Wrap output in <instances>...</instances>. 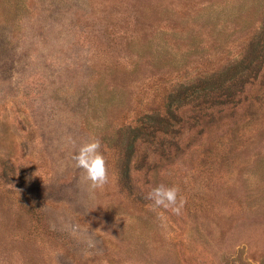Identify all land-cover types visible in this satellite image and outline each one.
I'll return each mask as SVG.
<instances>
[{
	"label": "rangeland",
	"instance_id": "obj_1",
	"mask_svg": "<svg viewBox=\"0 0 264 264\" xmlns=\"http://www.w3.org/2000/svg\"><path fill=\"white\" fill-rule=\"evenodd\" d=\"M242 60L234 112L172 101ZM170 106L183 123L132 144ZM91 137L99 189L72 159ZM0 264H264V0H0Z\"/></svg>",
	"mask_w": 264,
	"mask_h": 264
},
{
	"label": "trees",
	"instance_id": "obj_2",
	"mask_svg": "<svg viewBox=\"0 0 264 264\" xmlns=\"http://www.w3.org/2000/svg\"><path fill=\"white\" fill-rule=\"evenodd\" d=\"M245 62V60L238 62L217 79L204 78L186 85L182 91L178 92L180 94L172 96V101L191 104L196 113L194 112L189 118L196 122V125L200 119L212 118L208 111L214 107H218L219 111L223 107H229L234 112L242 105L243 101L247 100L248 95L243 99L240 96L245 93L246 87H250V90L258 81L261 71L251 64L246 65ZM238 76L241 78L236 79ZM171 108V106L168 108L166 117L155 120L159 125L152 123L151 120L136 127L135 136L131 137L132 144L137 141L147 144L155 143V132H161L167 136L171 127L174 126L173 123L177 125L183 123L182 118Z\"/></svg>",
	"mask_w": 264,
	"mask_h": 264
},
{
	"label": "clouds",
	"instance_id": "obj_3",
	"mask_svg": "<svg viewBox=\"0 0 264 264\" xmlns=\"http://www.w3.org/2000/svg\"><path fill=\"white\" fill-rule=\"evenodd\" d=\"M68 143L75 144V141L69 137ZM101 148V141L91 137L75 148L72 157L74 166L83 170L84 178L91 189L102 188L108 182L106 162ZM147 198L152 201L153 208L170 210L177 216L183 214L186 201L175 185L160 183L151 188Z\"/></svg>",
	"mask_w": 264,
	"mask_h": 264
}]
</instances>
